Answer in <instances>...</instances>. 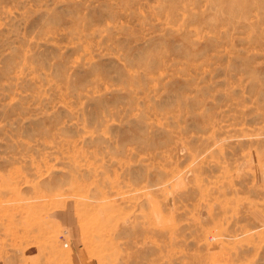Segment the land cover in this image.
Masks as SVG:
<instances>
[{"label":"rangeland","instance_id":"obj_1","mask_svg":"<svg viewBox=\"0 0 264 264\" xmlns=\"http://www.w3.org/2000/svg\"><path fill=\"white\" fill-rule=\"evenodd\" d=\"M257 151L264 0H0L4 257L264 264Z\"/></svg>","mask_w":264,"mask_h":264},{"label":"crops","instance_id":"obj_2","mask_svg":"<svg viewBox=\"0 0 264 264\" xmlns=\"http://www.w3.org/2000/svg\"><path fill=\"white\" fill-rule=\"evenodd\" d=\"M257 157L260 159H257L255 161V165L252 164L250 166H247V169H250L252 172H255L258 174V178L260 181L264 183V155L261 156V152H256ZM0 253V264H26L27 261L30 259L25 258L24 252L20 254H13L10 256L4 257V249H2ZM25 260V261H24Z\"/></svg>","mask_w":264,"mask_h":264},{"label":"bare ground","instance_id":"obj_3","mask_svg":"<svg viewBox=\"0 0 264 264\" xmlns=\"http://www.w3.org/2000/svg\"><path fill=\"white\" fill-rule=\"evenodd\" d=\"M44 228H45V226H44ZM47 229V228H46ZM206 240V239H205ZM65 245V244H64ZM49 258V257H48ZM92 261V260H91ZM54 262V261H53ZM50 263V262H49ZM57 264V263H56Z\"/></svg>","mask_w":264,"mask_h":264}]
</instances>
